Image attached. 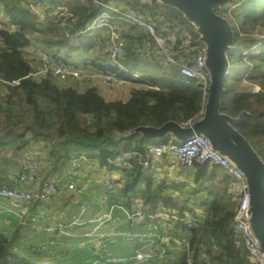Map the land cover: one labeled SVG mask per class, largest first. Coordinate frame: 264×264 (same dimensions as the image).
Masks as SVG:
<instances>
[{
  "label": "trees",
  "instance_id": "trees-1",
  "mask_svg": "<svg viewBox=\"0 0 264 264\" xmlns=\"http://www.w3.org/2000/svg\"><path fill=\"white\" fill-rule=\"evenodd\" d=\"M50 1L56 7L68 0ZM230 1L238 5L226 16L234 26V39L228 51L230 75L220 111L236 118L244 113L236 128L264 160V109L261 108L264 104V0ZM72 3L73 7L68 9L73 14L76 30L85 28L100 12L90 0ZM142 9L174 11L189 27L192 41L188 46L202 45L198 32L181 11L165 8L162 3H145ZM113 14L118 19V13ZM126 27L121 31L127 41L121 66L105 60L101 61L106 63H98L100 57L89 64L75 63L70 61L74 50L90 49L94 44L97 47L104 37L89 42L80 35L78 42L73 43L65 27L54 19L41 23L30 10L14 0H0V84L5 88L0 99V150L18 151L31 143L42 142L54 160L53 171L74 156V149L81 150L86 159L103 169L117 168L122 172L115 183L121 187L111 191L112 200L130 211L138 201L147 215H155L162 208L182 213L185 208L199 204L204 209V217L196 227L188 229L182 225L190 235L188 247L182 257L171 264H254L234 225L236 202L227 192V177L213 183L216 172L209 171L207 164L197 165V178L206 177L208 183L189 193L188 199L180 200L177 193L183 190L182 185L166 181L157 183L150 171L142 167L140 160L146 158L148 147L159 142L181 141L171 139L170 134L158 141L135 130L159 128L170 121L183 125L201 110L204 91L195 80L181 75L178 64L168 65L162 59L145 56L140 50L146 38L145 31L128 22ZM30 33H37L40 37L36 41L43 44L42 48L34 47L31 59L27 50L32 46ZM50 49H56L52 54L57 58L82 70L109 71L119 80L145 87L132 89L126 99H107L97 85L83 86L73 78L27 77L35 70L38 59L35 53H50ZM183 56L184 52H179L178 58ZM145 57L158 62L153 73L141 74L138 70L140 59ZM37 65L41 66V59ZM134 70L140 75H134ZM243 78L258 84L260 90L241 87ZM133 151L138 154L127 160L129 167L115 163L118 157ZM200 192L207 196L200 197ZM11 245L10 239L0 233V264H35L30 260L32 254L14 252Z\"/></svg>",
  "mask_w": 264,
  "mask_h": 264
},
{
  "label": "built area",
  "instance_id": "built-area-1",
  "mask_svg": "<svg viewBox=\"0 0 264 264\" xmlns=\"http://www.w3.org/2000/svg\"><path fill=\"white\" fill-rule=\"evenodd\" d=\"M25 6L37 17L39 22H46L54 19L65 27L66 35L71 41H76L80 35L92 33L95 29L104 28L107 32L101 44L98 46V56L112 65H120L126 52V39L123 37L118 25L115 23V15L118 19L142 28L146 33L144 42L140 45L141 52L147 57L162 59L165 63L180 66V73L187 79L196 81L204 91V103L199 113L186 120L182 126L190 127L200 120L205 111V105L210 86V73L206 66V54L204 45L188 46L192 41V35L186 23L182 22L176 13L164 9L155 11L143 10L145 4L142 0H90V2L100 9V12L92 19L85 28L76 30L73 14L68 8L54 7L45 0H23ZM123 5L124 9L120 7ZM109 10L110 13L106 12ZM232 9L222 7L216 11L221 16L226 17ZM123 11V12H122ZM179 43V45H178ZM179 52H184L182 59L178 58ZM121 66V65H120ZM49 76L55 79H67L74 77L83 80L80 70L71 63H65L51 53H45L41 59V67L38 71L32 72L27 77ZM104 84L112 87L115 75L109 71L102 75ZM124 82L123 80H120ZM14 81L13 83H18ZM11 84V83H10ZM162 138H158L161 141ZM138 153L133 151L118 157L115 163L118 166L129 167L127 160L135 157ZM172 158L174 163H170L168 168L176 171L178 167L182 173L175 178L177 183H181L185 170L193 167L196 163L209 164L219 167L229 176L230 183L227 192L233 201L236 202L234 215V225L240 235L245 247L249 252V258L254 264H264V250L260 240L255 235L251 224V194L249 184L243 172L226 156L212 147L210 140L202 134H194L192 137L180 143H162L148 147L147 155L140 163L144 169L151 172L154 180L161 182L165 175L159 167L164 157ZM23 168L19 174V180L31 186L27 189H14L6 186L0 187V199L10 202L6 210L20 218L24 225L23 234L27 239L33 235L47 231L53 234H69V228L83 227L87 224L94 226L93 230L86 233L88 241L94 242L97 248V257L92 264H102L108 255L109 245L116 242L118 237L134 240L139 248L127 259H123L124 264H146L152 260L176 261V248L187 250L188 242H179L170 236V233L162 234L150 231H112L105 233L99 229L113 221L116 209L122 210L127 218L135 225H140L147 215L142 207L127 210L119 203L112 200L109 193L102 194L101 199L109 203L108 207L100 212L97 217L87 218L88 203L78 202V206L73 211L69 219L61 223L46 225L49 216L45 212L31 213L34 204H48L59 194V177L49 176L55 167L53 158L49 152L42 148H24L22 150ZM65 173L61 177L69 176L72 181L66 183V187L72 189L77 197H81L88 190L87 180L92 172L93 166L84 156H72L66 162ZM119 176L105 175L101 178V183L105 187L113 186ZM218 180L214 179L213 183ZM158 217L168 221L171 226L185 225L186 228H193L203 219V213L184 212L177 210L162 209L156 214ZM169 226V227H171ZM183 228V227H182ZM176 243V245H175ZM57 240L51 239L34 245L33 249L45 251L49 246H56ZM42 264H48L43 261Z\"/></svg>",
  "mask_w": 264,
  "mask_h": 264
},
{
  "label": "crops",
  "instance_id": "crops-1",
  "mask_svg": "<svg viewBox=\"0 0 264 264\" xmlns=\"http://www.w3.org/2000/svg\"><path fill=\"white\" fill-rule=\"evenodd\" d=\"M48 2V1H47ZM49 3V2H48ZM52 5L51 3H49ZM121 8L124 9L123 5H120ZM99 32L101 35H98ZM105 36L107 34L106 30H104ZM103 31L100 29L98 30V37H102ZM104 36V37H105ZM127 42V41H126ZM66 56V54H65ZM73 56V55H72ZM76 55L70 58V61H76ZM98 57V56H97ZM92 60L83 62L85 64H89ZM98 63H106L101 61L99 58L97 60ZM79 63V62H78ZM111 64V63H110ZM126 82V81H124ZM171 139H174L171 136ZM27 148H42L46 152L48 149L45 147L44 143L42 142H34L30 145L26 146ZM25 147V148H26ZM24 149V148H23ZM15 151V153H12L10 151L9 153H6L4 150H0V187H8V188H14V189H27L29 190L31 186L27 183H23L19 180V174L22 171L23 168V159H22V150ZM12 150V149H11ZM175 160L172 158L164 157L162 162L160 163L159 167L161 168L162 172L165 175V178L162 181L166 182H174L177 185H182L183 190L181 192L177 193V196L180 200L188 199L189 193L191 194L194 190H199V188H202V185H207L206 177H199L197 178L198 174V167L197 165H201L199 163H196L193 167L185 170L184 177L181 183H177L175 181V178L182 173V170L178 167L176 171L169 170L168 166L170 163H174ZM66 165V164H65ZM208 170H214L216 172V176L212 179V182L214 179L220 180V178L223 179V177H227L228 182L226 183L227 186L230 183L229 176L222 171H217L216 168L209 164ZM93 166V165H92ZM96 170H104L102 167L93 166ZM61 169H63L61 171ZM66 170V166L59 167L56 171H53L52 173H47L46 177L49 176H56L59 177V194L48 204H34V206L31 209V213H37L35 212L38 208H44L46 206H50L51 210L54 211V216H51L50 214H47L49 216L48 220L46 221V225H50L53 223L59 222H65L69 219L70 214L76 210L78 206V202L80 201H86L88 203V212L86 214L87 218H94L97 217V215L104 211L109 203L104 202L101 199V196L104 192H107L112 197L113 194L111 191L117 190L121 187V184H114L110 187H105L101 184H97V174L93 173L89 176L88 179L89 182H92V185H88V190L85 194H83L81 197H77L72 189H69L66 187V183L62 184V181L65 180L67 177H61ZM105 171V170H104ZM151 173V172H150ZM152 175V174H151ZM119 178L122 177V172L118 174ZM92 178H96V181ZM225 179V178H224ZM101 189H105V191H101ZM102 192V193H101ZM200 197L207 196V193L200 192ZM193 203V201H190ZM10 206V202L8 200L0 199V233L6 236L10 241L12 242L11 249L14 252L27 255L32 254L30 257V260L35 264H42L43 261H48V264H81L78 262L76 258H68L69 253H73L72 251L74 248H77L78 250L83 249V247L88 246L89 250H91V254L93 255V259L91 260L90 264L93 263V261L97 257V248L94 244V242L88 241L87 237H84L86 233H89L93 230L94 226L91 224H87L83 227H72L69 228V234H53L47 231H43L41 233L33 235L32 238L27 239V235L23 234L24 225L21 224L20 218L17 216L10 214L8 211H6ZM140 206V202L138 201L137 204H135L132 208L136 209ZM167 209V208H162ZM161 209V210H162ZM175 210V209H172ZM42 211V210H39ZM145 211V210H144ZM43 212V211H42ZM184 212H197V213H203L204 209L199 204H193L192 208H185L182 213ZM146 213V212H145ZM158 214V213H156ZM147 215L146 219L143 221L140 225L133 224L126 216V214L120 210L116 209L114 212V219L113 221L109 222L108 224L102 226L99 231H103L105 233L108 232H118V231H150V232H156V233H164L168 232L170 233V236L174 238L175 240L182 242H188L189 241V232L187 229H184L180 226H171L169 225L168 221L165 219H162L158 217L157 215ZM171 226V227H169ZM122 238V237H118ZM117 238V240H118ZM51 239L57 240L58 244L56 246H49L47 250L44 251V253L41 254L42 251H39L37 254L33 253L35 252V249H33L34 245L48 242ZM109 245L108 255L106 260L102 263H119L124 264L122 262L123 259H127L130 256H132L135 251L139 248L137 243L134 240H128L125 238H122V245L118 246L117 244L120 242L117 241ZM134 242L135 246H131V244ZM133 245V244H132ZM176 245V243H175ZM176 254V261H178L182 254L185 252L183 248H176L174 250ZM69 259V260H68ZM146 264H171L169 261H158V260H152L147 262Z\"/></svg>",
  "mask_w": 264,
  "mask_h": 264
},
{
  "label": "water",
  "instance_id": "water-1",
  "mask_svg": "<svg viewBox=\"0 0 264 264\" xmlns=\"http://www.w3.org/2000/svg\"><path fill=\"white\" fill-rule=\"evenodd\" d=\"M162 3L181 11L194 26L205 47L206 66L210 73V86L202 118L190 127L170 121L159 128L139 127L135 131L148 138H163L170 134L185 141L194 134L206 136L212 147L229 158L245 175L251 194V224L264 250V160L236 125L244 113L236 118L220 111L221 99L230 75L228 51L234 39V26L229 18L215 11L226 0H142Z\"/></svg>",
  "mask_w": 264,
  "mask_h": 264
},
{
  "label": "rangeland",
  "instance_id": "rangeland-1",
  "mask_svg": "<svg viewBox=\"0 0 264 264\" xmlns=\"http://www.w3.org/2000/svg\"><path fill=\"white\" fill-rule=\"evenodd\" d=\"M14 1L17 4H21L26 9H28L25 6L23 0H14ZM45 1L46 2L48 1L49 3L51 2L50 0H45ZM69 1L70 0L63 1L62 3H58L57 6L58 7L64 6L66 8H70L71 9L73 7V3L70 4V2L71 1L74 2V0H71L70 2ZM67 2H69V3H67ZM230 2H231L230 0H227L226 2H223L220 5H217L215 7V10L216 9H219V8H222V7L234 9L238 5V2H232V3H230ZM164 7L165 8H172L171 6H167V5H164ZM106 12L110 13L109 10H106ZM114 20H115V23L118 25L120 31H122V29L128 28V27H126V23L127 22H125L124 20L116 19V18ZM39 25H40V23H39ZM14 28L11 27L10 29H14ZM98 30L99 29H95L92 33H85V34H83L82 38L84 40H86V41H89V42L94 41L95 39L100 38V37H98V35H101V33L99 32V34H98ZM100 30L103 31L102 37H104L105 36V32H104L105 29L104 28H101ZM258 31H261V28H258ZM96 34H98V35H96ZM259 36H263V35L260 34ZM39 37L40 36L37 33H34V34L30 33L29 34V38L31 39V42H32V46L27 49L30 52V54L28 55V57L30 59L33 57V55L31 53H33L34 47L35 48H37V47L42 48L43 47V44L42 43L36 41V39H38ZM55 39H58V37L55 36ZM77 40H78V38H77ZM77 40L76 41H73V43H77L78 42ZM55 50L56 49H50L48 52H50L52 54V53H54ZM43 54H45V53L44 52H41V51H37V54L35 53V55H38V59L36 61L37 63L35 65L34 72H36V71H38L40 69L41 66L39 67L37 64H39V60L42 59ZM71 54L74 57L76 55H78V57H76L77 63L79 62L80 64H83V62L90 61V60H92V59H94V58H96L98 56V46L95 47V44H94V46L90 47V49H82V48H80L78 50H74ZM62 55H64L63 52H62ZM157 63L158 62L156 60H151V59H149L147 57L142 58L139 61L138 70H140L141 74L153 73L155 67L157 66ZM78 69L80 70L81 75L83 76L84 79L83 80H78V79H76L74 77H69V78H73V79H76L77 81L82 82L81 84L83 86L88 85V84L97 85L99 87V90H100L101 94H103V96L105 98H107V99H113V98L126 99L127 96H128V94H129V92L132 89L145 87V85L132 84L131 82H128V81L121 82L117 78L115 80V82H114V85L109 88V87H107L104 84L103 77H102L103 73H98L96 71L82 70L81 68H78ZM133 74L134 75H140V73L138 71H136V70L133 71ZM240 86L243 87V88H246V89H250V90H255V91H259L260 90V86L258 84L253 83V82H249L246 78H243V80L240 83ZM4 92H5V88H4V86L2 84H0V99H1V96L4 94ZM261 108L264 109V104L262 105ZM4 151L6 153H9L10 151H12V153H15V150L14 149L11 150L9 148H5ZM72 155L77 156V157L83 156V154L81 153V150H75V149L73 150ZM89 162L93 166H95V167L99 165V164H97L96 162H94L92 160H89ZM216 169H217V171H222L221 168H216ZM62 170L63 169H61V171ZM92 170H93V173L97 174V176H96L97 177V181H96V178H92L91 180H93V182H94V179H95V181H96L97 184H101V178L103 176H105V175H116V176H118V174L121 172L117 168L115 170H112V171L106 170V169H104L105 171L104 170H96L95 168H93ZM70 181H72L71 178L69 176H67V178H65V180L62 181V184L69 183ZM88 181H90V180H87V184L89 186L93 184L92 182H89L88 183ZM101 191L103 192V191H105V189H101ZM39 210H42L46 214H50L51 216H54V211L51 210V207L50 206H46L44 208L43 207L42 208H38V209H36L35 212L38 213V212H40ZM57 223H61V222L58 221ZM120 239H122V238H118L117 241H119ZM122 242L123 241L120 240V242L117 245L118 246H121L122 245ZM132 244H131V246L134 247L135 246L134 242ZM72 252L73 253H69L67 255L68 258H76V256H78L79 258H77L78 259L77 261L80 262L81 264H90L91 260L93 259V255L91 254V250H89V247L88 246H85V247H83V249H80V250H78L77 248H74V250ZM42 253H44V251H42L41 254ZM105 264H119V263H105Z\"/></svg>",
  "mask_w": 264,
  "mask_h": 264
}]
</instances>
